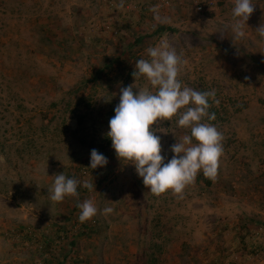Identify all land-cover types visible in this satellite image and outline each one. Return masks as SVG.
I'll use <instances>...</instances> for the list:
<instances>
[{
	"label": "rangeland",
	"instance_id": "1",
	"mask_svg": "<svg viewBox=\"0 0 264 264\" xmlns=\"http://www.w3.org/2000/svg\"><path fill=\"white\" fill-rule=\"evenodd\" d=\"M233 6L0 0V264H264V0L244 40L230 31ZM161 41L186 61L185 85L215 90L210 123L224 137L216 178L200 172L179 195L151 193L106 135L121 87L150 88L135 63ZM176 121L155 125L167 159L190 133ZM92 149L106 167L90 168ZM63 172L96 190L53 202ZM85 199L113 212L81 223Z\"/></svg>",
	"mask_w": 264,
	"mask_h": 264
},
{
	"label": "clouds",
	"instance_id": "2",
	"mask_svg": "<svg viewBox=\"0 0 264 264\" xmlns=\"http://www.w3.org/2000/svg\"><path fill=\"white\" fill-rule=\"evenodd\" d=\"M256 3L257 0H234L229 26L233 39L247 38V21L254 13ZM150 11L156 22L168 23V17L161 16L158 5ZM255 32L264 38V25ZM146 53L147 59L136 61L133 76L135 83L138 77L145 78L150 88L141 89L135 84L121 87L119 104L114 108L115 114L109 120L106 135L112 141L117 157L134 165L151 193L160 195L171 190L179 195L200 172L213 180L217 176L224 152V137L217 126L210 123L216 120V114L209 111L216 93L215 90L197 91L182 82L180 75L186 61L168 42L150 46ZM136 88L138 92L134 91ZM173 117H177L180 128L189 129L190 133L171 145L173 155L167 159L162 154V138L157 135L155 125L161 120L171 121ZM108 163L103 153L91 150V169L104 168ZM81 187L96 190L94 183L81 182L63 172L54 176L48 196L53 202H62L66 197H78ZM77 207L81 223L98 213L108 215L113 212L111 207L100 210L91 199H85Z\"/></svg>",
	"mask_w": 264,
	"mask_h": 264
},
{
	"label": "trees",
	"instance_id": "3",
	"mask_svg": "<svg viewBox=\"0 0 264 264\" xmlns=\"http://www.w3.org/2000/svg\"><path fill=\"white\" fill-rule=\"evenodd\" d=\"M165 29H166V27L161 26V29L159 28L158 30H159V32H160V31H164ZM81 121H82V118L79 117V122H81ZM207 183L210 184V183H211V179H208V180H207Z\"/></svg>",
	"mask_w": 264,
	"mask_h": 264
},
{
	"label": "built area",
	"instance_id": "4",
	"mask_svg": "<svg viewBox=\"0 0 264 264\" xmlns=\"http://www.w3.org/2000/svg\"><path fill=\"white\" fill-rule=\"evenodd\" d=\"M162 4L163 5H168L169 4V0H162ZM197 8L201 10L203 8V6H198Z\"/></svg>",
	"mask_w": 264,
	"mask_h": 264
}]
</instances>
